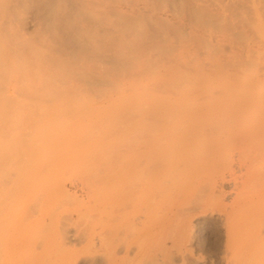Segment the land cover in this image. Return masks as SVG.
<instances>
[{
  "label": "bare ground",
  "instance_id": "obj_1",
  "mask_svg": "<svg viewBox=\"0 0 264 264\" xmlns=\"http://www.w3.org/2000/svg\"><path fill=\"white\" fill-rule=\"evenodd\" d=\"M201 220L264 264V0H0V264H189Z\"/></svg>",
  "mask_w": 264,
  "mask_h": 264
},
{
  "label": "rangeland",
  "instance_id": "obj_2",
  "mask_svg": "<svg viewBox=\"0 0 264 264\" xmlns=\"http://www.w3.org/2000/svg\"><path fill=\"white\" fill-rule=\"evenodd\" d=\"M207 224H208L207 227H209V229L211 228V230H212V227H213L212 223L209 222ZM197 226H198V227H196L197 237L194 241L195 254L193 255V257L190 258L191 263H189V264H221L220 261L216 257L207 255L206 253L203 254V248L206 249V246H207L206 243H204L205 242L204 237H205L206 231H205V228H203V220L198 222ZM197 228H198V230H197ZM85 258H86V256L82 258L83 260L80 262L81 264H87V263L92 264L90 258L89 259L88 258L85 259ZM148 261H150V260H148ZM148 261L143 260V261H139V263H136V261H135V262L129 263V264H140V263L142 264V262H143V264H151V263L156 264V263H154V261L151 263Z\"/></svg>",
  "mask_w": 264,
  "mask_h": 264
}]
</instances>
